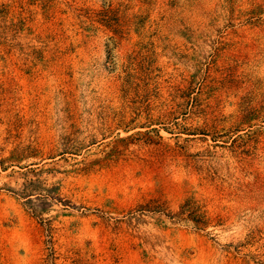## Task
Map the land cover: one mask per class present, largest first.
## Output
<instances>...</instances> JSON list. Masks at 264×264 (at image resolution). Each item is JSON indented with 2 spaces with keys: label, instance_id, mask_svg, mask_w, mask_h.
Returning a JSON list of instances; mask_svg holds the SVG:
<instances>
[{
  "label": "rangeland",
  "instance_id": "obj_1",
  "mask_svg": "<svg viewBox=\"0 0 264 264\" xmlns=\"http://www.w3.org/2000/svg\"><path fill=\"white\" fill-rule=\"evenodd\" d=\"M0 264H264V0H0Z\"/></svg>",
  "mask_w": 264,
  "mask_h": 264
}]
</instances>
